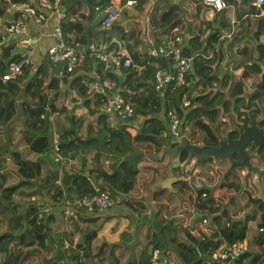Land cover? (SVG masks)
I'll return each instance as SVG.
<instances>
[{"label":"trees","instance_id":"trees-1","mask_svg":"<svg viewBox=\"0 0 264 264\" xmlns=\"http://www.w3.org/2000/svg\"><path fill=\"white\" fill-rule=\"evenodd\" d=\"M90 1L61 0L59 24L68 45L75 50L79 45H84L85 54L92 53L96 78L73 73L72 78L67 75L58 79L59 66H54L44 56L36 67L32 63L24 64L19 76L0 82V264H121L125 250L134 247L139 254L132 250V256L124 264H150L149 249L152 247H158L161 257H167L174 264H209L211 250L219 248L223 242L231 245L239 241L260 249H251L240 255L233 264H264V215L261 222H256V214L251 215L253 213L250 209L248 211L246 203L238 204L234 197L222 206L219 203L215 205L213 198L203 202L208 192L200 190L195 192L198 198L194 202V210L202 216L194 220L193 226L180 228L188 240L181 242L179 233H172L165 223L170 218L168 215L171 213L170 216H173L175 211L172 205L180 202L181 210L184 199L190 201L193 188L186 181L179 182L178 190L173 193L161 186L154 190L151 188L157 179L159 166L164 165L156 155L166 142L164 133L168 111L179 117L180 127L184 130L185 126L192 133L202 130L204 134L202 139L198 138L199 141L215 140L218 134L214 131H218L220 126L217 123V105L222 101L221 93L211 96L205 90L198 91L197 87L201 84L205 89L217 80L212 64L218 53L219 57L222 55V31L231 34L234 40L232 45L240 44L239 37L247 31L255 41L254 57L258 61L264 59V42L260 41L264 38V15H259L264 11V4L258 9L253 5V0H240L239 4L236 0H222L226 7L218 13L220 19L217 27L191 38L193 46L201 41L205 43L203 51L193 54L180 45L184 55L193 56L192 69L186 74L185 85H171L159 92L154 86L155 73L161 68L172 70V61L167 56L139 55L135 50V39L132 40L134 34L122 28L126 19L124 12L120 11L118 19L108 27L103 28L98 24L102 28L97 33L102 36L98 47L104 49L96 47L94 51L89 50V43H86L88 30L77 18L84 17L82 8ZM148 1L136 0V4L142 6ZM196 1L202 3V0ZM6 3L8 0H0V17L6 12ZM242 4H248V9L240 8ZM232 8L234 14L230 24L226 19L230 17ZM148 18L150 26H160L158 28L162 34L168 36L175 26L181 24L177 5H169L158 14L154 9ZM113 33L119 34L121 47L127 49L132 61L129 66L117 70L108 67L96 55L99 52L117 53L118 44L111 42ZM163 41L159 40L153 45ZM16 49L13 45L2 47V72L9 62L22 60ZM247 49L246 45L237 47L236 53L244 56L243 52H247ZM209 54L212 56L208 57ZM248 77V72L244 70L235 79L233 94L242 91L241 79ZM97 78L115 82L121 95L132 105L131 117L123 120L105 113L106 96L88 91V86ZM63 85H69V90L80 101L85 113L95 117L97 132L94 136L78 135V130L73 126L72 111L65 118L71 127L60 122L55 93ZM183 98L189 101L188 107L183 106ZM228 102L224 103L226 111ZM54 137L56 146L52 142ZM179 175L187 177L186 174ZM202 177L204 182L210 181L206 176ZM212 179L217 180V176ZM248 187L251 188L250 183ZM234 188L236 190L238 185ZM100 193H108L135 216L148 219L145 244L135 242L122 249H119V243L112 244L107 255H102L107 243L99 239L96 233L99 217L89 215L98 210L88 214L76 203L83 196ZM201 193H206V197H201ZM15 196L20 197L22 204L14 201ZM66 203L73 214L65 218L63 209ZM48 207L50 212L46 209ZM58 208H61L59 213L64 219V225L59 230L53 227L56 222L55 210ZM218 208L221 209L220 213L211 217L205 214ZM240 212H245V216L237 215ZM147 214L150 215L147 217ZM186 214L190 218L193 216ZM190 218L183 221L191 224ZM196 225L201 237L189 231V228L196 229ZM171 227L176 226L172 224ZM201 227H206L210 234L207 235ZM251 230L253 234L249 242L247 233ZM114 247L119 252L114 253Z\"/></svg>","mask_w":264,"mask_h":264},{"label":"built area","instance_id":"built-area-1","mask_svg":"<svg viewBox=\"0 0 264 264\" xmlns=\"http://www.w3.org/2000/svg\"><path fill=\"white\" fill-rule=\"evenodd\" d=\"M136 0H125L124 7H134ZM202 3L213 7L216 10L225 8L222 0H202ZM264 0H253V5L260 9ZM5 13L10 19L0 17V52L3 46L13 45L22 60L19 62H9L6 70L2 72L0 65V82L4 83L15 79L22 73V66L31 63V50L39 43L40 35L32 34L29 24H34L41 28H50L51 44L45 50V56L48 57L54 66H59L57 78L63 79L67 75H72L75 69L83 61V55L68 45L60 29V19L62 14L61 0H37L35 5L27 1L8 0ZM121 7L116 4H107L105 12L100 20L103 28L112 25L119 17ZM41 35H43L41 33ZM164 41L159 45H151L149 55L167 56L172 61L171 69H158L155 73L154 86L156 91H163L165 88L174 85L182 87L185 85L186 74L192 69L193 56H186L181 51L180 40L177 36L171 34L166 36ZM178 44V46H177ZM104 49V47H99ZM98 51V49H97ZM101 61L107 63L112 69L127 67L131 64V58L124 53L116 54L99 52L96 54ZM114 81L110 79L97 78L88 86L90 93L106 96L105 113L111 116H117L127 120L133 114V108L116 88ZM188 105V101L183 102ZM167 129L164 136H177L180 131L181 121L172 111L166 113ZM56 146V137L52 139ZM78 207H82L87 213H93L98 210H108L120 204L118 199L110 197L108 193H100L92 196H83L76 201ZM65 218L73 214L71 207L66 203L63 209ZM205 222V220L203 221ZM227 223V222H226ZM201 229L207 234L210 231L206 227ZM197 233V237H201ZM250 251V246L245 241L234 242L231 245L222 243V245L211 250L209 264H233L234 261L242 254ZM150 264H174L167 257H161L158 247L149 249Z\"/></svg>","mask_w":264,"mask_h":264},{"label":"crops","instance_id":"crops-1","mask_svg":"<svg viewBox=\"0 0 264 264\" xmlns=\"http://www.w3.org/2000/svg\"><path fill=\"white\" fill-rule=\"evenodd\" d=\"M124 1L123 0H92L87 5H84L83 11L81 12L84 15V17L82 18V16H81L80 18H77V19L81 23H83V26L86 28V30H88L89 38H86V43L87 44L89 43V50L90 51L96 50V47H98V45L102 42V36L97 34L99 32V30L102 29L98 24L100 23V20H101L103 14L105 12L106 5L110 4V3L116 4L119 7H121V12H124L126 15V19L124 20V22L122 24V28L126 32L131 33L133 31H136L137 29H139L138 26H143L144 21L149 20L148 14L151 11H153L155 9L156 14L158 12L160 13L162 11H165L167 4L170 3V1H171V5H177V7H178V18L181 20V24L178 26H175L170 31L169 35L173 34V35L177 36L180 40V45L182 47L183 46L187 47L193 54H196L195 52H199V51L202 52L203 51L202 48L205 45V43L201 41V42H199V44H194L196 46H193V43H191V38L194 37V35L200 34L202 31H205V33H206V31L208 32L210 30V28H216L218 25L219 19H220V15L218 13L220 12V10H223V9L216 10L213 7L205 5L203 3H197L196 0H149L146 3L147 9H145L147 11V13H144L141 11L142 10L141 6H138L137 4L134 7H124V5H123ZM236 1H237V4L240 3V0H236ZM28 2L31 3V5H35L37 0H28ZM5 6H7V3L5 4ZM240 8H242V9L247 8L248 9V4H242V5H240ZM6 12H7V10H6ZM233 14H234V10L232 8L231 13H230V17L226 19L227 23L232 24ZM4 15H5V18L10 19V17L7 16L8 13H7V15L6 14H4ZM259 15H264V11H261V14H259ZM141 19H143L144 21H142L140 23ZM251 19L253 21V16H251ZM158 27H160V26H158ZM158 27H151L150 32L155 34L154 37L152 38V40H149L147 42L138 41V38L136 37L137 40L135 41V44L137 43V45L134 44V46H135V50L139 53V55H142V56H143V54L146 55L148 53V49L150 48L151 45L154 44V42L156 43L159 40H162L166 36H168L166 34H162V31L160 29L161 27L160 28H158ZM29 28H30L32 34H37V35L39 34L40 35L39 43L31 50V56H30L31 63L33 65L37 66L42 61V58L45 56V50L51 44V38H50L51 30L49 27L48 28H41V27L36 26L32 23L29 24ZM41 33L43 35H41ZM222 34H225V33H222ZM208 35L209 34H207V36ZM226 36H227L226 42H231L232 36L230 34H227ZM90 38H91V42H89ZM113 38H115V40L120 42V44H121V39H120L119 34L113 33L112 39ZM136 38L133 37L132 40L136 39ZM221 38L223 39L224 37L221 36ZM239 38L241 39L240 44H238V45L230 44L231 48L233 49L232 51L236 53L237 47H242L243 45H246L248 47L247 52H245V53L243 52V54L247 55L245 57V59L247 58L249 60L250 59L249 57H254L255 56L254 55L255 44H252V42L250 44H248L249 43L248 41L251 39L248 32L246 31L244 33V36H240ZM262 39H264V38H261L260 41ZM116 41H114V42L117 43ZM131 41H129V42H131ZM220 46H222V45L220 44ZM85 50L86 49L84 48V45L78 46V51L83 55V61L76 68V70L74 71V74L76 73V74H80V75H88L90 77L96 78L95 63H94V61H92V58H91L92 53L89 55H86ZM221 51H223L222 48H221ZM118 52L124 53L125 55H128L127 49L122 48L121 46L119 47ZM237 55H239V54H237ZM236 58L239 59V57H236ZM232 65H230L228 68L230 69L232 67ZM239 66L240 65L233 66L235 69L233 71L234 74H241L242 73V66H244V63L240 67ZM213 70H214V68H213ZM118 74L120 75V73H118ZM72 77H74V76L73 75L69 76V78H72ZM218 80H219V77H218ZM222 84L226 85V82L222 83ZM66 88L69 89V85H66ZM73 96L75 97V94ZM158 176H160V175H158ZM158 176H157V179H158ZM181 177H183V176H181ZM186 178H187V180H189L187 182H188V185L190 186V183H191L190 179L188 177H186ZM168 180L170 181V183L165 185V182H167ZM175 180H176V178H174L172 176L168 177V175H167L166 177H164V180L161 182V184L159 186H161V187L164 186V188L167 191L173 193V192L178 190V189L176 190L177 187L174 186V185H177V183H178ZM196 187H197V185L195 186V188ZM152 190H154V189H152ZM232 196L233 197L235 196L233 192L231 193V197ZM185 206L186 205L184 204V206H183L184 209H185ZM183 208L180 211H183ZM106 211H107L105 213L106 214L105 217L107 218L106 220H108V222L111 223V225L114 223H116V224L120 223L124 227L125 226L124 223L127 219H129L130 217L134 218L133 216H130L129 209H127L122 204H119V205H117L111 209L106 210ZM192 212H195L194 208L191 209L190 213L192 214ZM89 215L92 217L95 215L97 216V214H89ZM173 216H176V214H173ZM173 216H169V217L171 218ZM257 217H260L262 219V215H260L259 213H258ZM127 227L125 230H127ZM174 228H176V227H174ZM119 231L120 230H117V232H119ZM176 231H177V228H176ZM251 232L253 234L252 230H251ZM247 239H248V237H247ZM251 240H252V236H251L250 240H248V241L250 242ZM251 249H253V251H258L260 248L254 246L253 248L250 247V250ZM135 250H136V247H134L133 251H135Z\"/></svg>","mask_w":264,"mask_h":264},{"label":"rangeland","instance_id":"rangeland-1","mask_svg":"<svg viewBox=\"0 0 264 264\" xmlns=\"http://www.w3.org/2000/svg\"><path fill=\"white\" fill-rule=\"evenodd\" d=\"M169 5H171V1H170V3L167 4V6H169ZM4 7L6 8L7 6L4 5ZM83 8H82V11H83ZM141 9H142L141 10L142 12L147 13V11L145 10V9H147L146 4L142 5ZM142 21H144V20L141 19L140 23ZM151 27H153V26H150L149 21L147 20V21H144L143 26H138L139 29L136 30L137 32L133 31L131 33L134 34L133 37L138 38V41L147 42L149 40H152V38L155 35L152 32H150ZM222 33H225V34H222V36L224 38L220 42V44L222 45L221 48L223 50L222 55L219 57L218 55H220V54L218 53L217 57L213 60V64H212V70L214 68V70H213L214 75L217 77V80L219 77V80L211 82L210 85H207L205 89L203 88V86L201 84L197 87L198 91L205 90L206 92H209L211 96H213L217 92H220L221 93V95H220L221 100L223 98H229L230 87L235 83V81H236L235 79L241 75V74H234L233 73V71L235 70L233 66L240 65V64L242 65L244 62L249 61L252 58V57H249L250 59L248 60L247 58L245 59V57L243 55H237L238 53L233 52L232 51L233 49L230 46V44L232 42H234L233 38H232L231 42H226L227 41L226 35L230 34V33H228L227 31H222ZM137 38L134 41H136ZM250 40L248 41L249 42L248 44H250L251 42H252V44H255L254 40H252V39H250ZM261 42H264V39H262ZM135 45H137V43ZM194 46H196V45H194ZM211 56H212V54L208 55V57H211ZM236 57H239V59H237ZM230 65H232V67L229 69L228 67ZM35 66L36 65H34V67ZM241 80L247 86V84H248L247 79L242 78ZM225 82H226V85H223L222 83H225ZM73 95H74V93L72 91H70L68 88H66V85H63L61 87V89L59 90V92L55 93V104L60 109L59 114L57 115L60 122L66 127H71V125L68 123V121L65 118L69 115V112L72 111V114L74 117V125L73 126H74V128H76L78 130L77 131L78 135L81 137H84L86 135L94 136L97 132L95 117L88 116L85 113V111L81 108L82 104ZM183 99H184L183 102L188 101L185 98H183ZM230 102H231V99L229 100V103ZM188 104H189V101H188ZM183 106H187V105H184V103H183ZM217 107L219 108L220 106L217 105ZM220 110L221 109L219 108V118L217 121L218 125H220V126L218 127V131H214L218 135L223 134V132L225 131V128H226V124H224L225 121L224 122L221 121L223 118L226 119V117L225 116L222 117L220 115ZM229 110H230V108H229ZM185 131L186 132H184V133H187L189 131V128L187 126H185ZM197 140L199 141V139H197ZM14 144H16V143H14ZM12 147H14V145ZM158 154L159 153H157V155H156L157 157H158ZM160 157H158V159H160ZM6 160L9 161L8 157H6ZM167 172H169V171L167 170ZM167 172H165V169L163 167L159 168L158 175H160V176H158V179H156L155 183L152 185V187H151L152 189H158L160 187L159 185L164 180V176L167 175L166 174ZM198 178H201V180H202L203 177H201V176L190 177V180H191L190 186L193 188V190L191 189V191H190V195H191L190 201L187 198L184 199V203L186 205L185 209L183 208V211H180V207L178 206V203H180V202H178L177 204L175 203V205H172V208L173 209L175 208V211H174L175 213L173 212V214H176L177 216H176V220L174 222L173 221L171 222V225L174 224V226L177 227V232L179 233L178 239L181 242H187L188 241L187 238L185 237V235L182 233V229H180V228L189 227V225L191 226V224H189L187 222V220L183 221V219L190 218V215L186 214V213L191 212V209L194 208V202L198 198V196L196 195V193L194 191V187L196 185L198 187L199 181H201ZM234 183H236V182H234ZM232 192L234 193L233 190L226 191V192H225V190H221V191H218V193H215V197L218 198L214 202L215 205H218V203H219V206H222L224 204H228L229 200L231 198ZM205 194L206 193H201V197H203ZM234 198L236 199L235 196H234ZM13 199H14V201H17V202L22 204L20 197L15 196ZM236 201L238 202V204L239 203L242 204L241 200L236 199ZM46 209L49 212L51 211L50 207H48ZM59 211H61V208H58L55 210L56 222L53 226L54 228L57 227L58 230L61 229L62 226L64 225L63 224V220H64L63 216H62V214L59 213ZM106 212H107L106 210H102V211H98L95 213V214H97V216L96 215L95 216L99 217L97 219V225H96V228H97L96 233L98 234L97 236L99 237V239H103L104 242L107 243V246L105 247L102 255H104V256L107 255L108 250L111 248L112 244L119 243V245H120L119 249H122L126 245L132 246L135 242H138V244H145L146 243L147 239L145 237V228H146V226L148 227V224H147L148 219H144L142 216L137 217L132 212L129 211L130 216H133L134 218L130 217L129 219H127L124 223L125 226L123 227L120 223H118V224L114 223L111 225V223H109L108 220H106V217H105ZM217 212L220 213L221 209L218 208L217 210H214V211L213 210L207 211V212H205V214L208 215L209 217H211ZM250 212L254 213L255 211L251 210ZM170 214L168 216H170ZM229 214L231 215V213H229ZM240 214L242 215V212H240ZM149 215L150 214H147V217ZM237 215H239V213ZM95 216H93V217H95ZM255 221L258 222L259 218H257V220H255ZM126 227H127V230H125ZM117 230H120V231L117 232ZM198 230H199L198 226L196 229L189 228L190 233L192 235H195V236L197 235ZM247 234H248L247 235L248 240H250V238L252 236V232L248 231ZM113 249H114V253H115V251L119 252L116 250L115 247ZM132 250L133 249H129V248L127 250H125L124 258L120 259L121 264L126 263L125 261L128 258L130 259V257L132 256ZM134 252L137 255L139 254L137 250H135Z\"/></svg>","mask_w":264,"mask_h":264},{"label":"water","instance_id":"water-1","mask_svg":"<svg viewBox=\"0 0 264 264\" xmlns=\"http://www.w3.org/2000/svg\"><path fill=\"white\" fill-rule=\"evenodd\" d=\"M111 41L114 42L116 40L113 38ZM116 42L120 47V42ZM255 94V91H247L246 85L242 82V94L239 97L245 99V105L248 103V98L254 97ZM261 94L264 96V92H261ZM263 104L264 97L262 98L261 106H263ZM241 114L244 115V117L238 118L239 121L236 123L241 134L236 139H232L229 135L230 131H228L226 141L219 140L216 146L193 144L190 142L189 136L180 130L177 136L167 137L166 142L168 145L163 144L158 152V157L166 153L171 158V162L179 161L182 154L186 155L185 162L193 160L192 165L198 166L200 171L210 180L209 182L201 180L199 181V186L196 188L194 187L195 192L200 190L208 192V197L204 199L203 202L210 198L216 201L218 198L215 197V193H218V191H234L235 181L233 177H238V193L243 191L246 197H248V202H251L254 206V201H251L253 199L251 198L250 192L244 189L242 173H240L239 170L242 171L245 169L246 173H251L254 176L263 173V169L259 167V163L264 161V158L261 160L260 154H258L260 147L255 148L251 146L253 143L264 145L261 143V137L264 138V135L262 134L263 136H261L260 131V129L264 127V114L261 115L255 112L254 107L245 110ZM216 136L218 135H215V137ZM225 144L232 147H223ZM171 146L174 147L172 148ZM204 168H206L207 174L204 172ZM213 176H217V180H213ZM175 181L179 183L189 180L184 177H179ZM256 184L260 191V199L264 204L262 187L258 182ZM179 205L180 203H178V206ZM192 215L191 226H193L194 220L202 216V214L192 212ZM172 220V218L166 219L165 226L170 227L175 234L176 228L171 227ZM259 222H261V218H259ZM81 240L82 239H80V241Z\"/></svg>","mask_w":264,"mask_h":264},{"label":"flooded vegetation","instance_id":"flooded-vegetation-1","mask_svg":"<svg viewBox=\"0 0 264 264\" xmlns=\"http://www.w3.org/2000/svg\"><path fill=\"white\" fill-rule=\"evenodd\" d=\"M246 70L248 72L249 77L246 78L248 81L247 84V91L251 92V91H255V96L254 97H250L248 98V103L247 105H245V99L244 98H240L239 96L242 94L241 92L238 93H234L235 91L233 89V85L230 87V91H229V98H223L221 103L219 104V108L220 110V115L222 117H226V119H222L221 121H225L224 124H226V128L225 131L223 132V134L218 135L215 137V140L210 141V142H203V141H198V138L202 139V135L204 134L202 130H196L195 133H192L190 131H188L187 134L189 136L190 142L193 144H208V145H217V142L219 140L221 141H226V137H227V132H229V135L232 139H236L241 132L239 131V129L237 128V122L239 121L238 118L240 117H244V115H242L241 113L244 112L245 110H248L249 108H253L255 109V112H257L258 114L263 115L264 114V104L263 106H261L262 103V98L264 97L263 94H261V92H264V59L261 61L256 60L255 57H252L249 60L248 64H245L244 66H242V72ZM242 74V73H241ZM230 94H232V96H230ZM231 99V102H228V109L230 108L229 111H226L224 103L226 101H229ZM255 102V103H254ZM245 106V108H244ZM218 108V109H219ZM245 109V110H244ZM231 129V130H229ZM180 130L182 132H186L183 128L180 127ZM261 131V136L264 135V127L260 129ZM263 134V135H262ZM261 143L264 144V138L261 137ZM165 145H168L167 142L163 143ZM162 144V145H163ZM161 145V147H162ZM172 148L174 146H171ZM223 147H232L230 145L225 144ZM249 147V146H247ZM251 147H260L258 150V154H260V158L261 160L264 158V145H258V144H252ZM186 159V155L182 154L180 157L179 161H172L171 162V158L166 154L163 153L160 157V160L162 162H164V165H160L159 168L163 167L165 169V172H167V170L169 172H167L166 174L168 175V177L172 176L174 178H179L181 177V175L179 174H183V175H187V177L190 179V177H195V176H206L203 174L202 171H200V168L198 166H193V160L185 162ZM216 166V165H215ZM259 167L261 169H263V173L254 176L251 173H246L245 169H243L242 171L239 170L240 173H242V177H243V182H244V189H246L247 191L250 192L251 194V198L254 201V206L252 205V203L248 202V197H246V194L241 191L238 193L239 191V187L234 190V195L236 197V199L241 200L242 203H246L248 211L249 209L255 211L253 214H256V217L258 215V213L260 215H264V207H263V202L260 199V191L258 188V185L256 184L257 182L259 183V185L262 187V192L264 195V161L259 163ZM204 172L207 174V170L206 168H204ZM167 175H165L164 177H166ZM234 181L236 182L235 185H239V179L238 177H233ZM199 180H201V178H198ZM191 182V180H190ZM170 181L168 180L167 182H165V185L169 184ZM250 183L251 184V188H247V184ZM176 188V190L179 187V184L177 183V185H174ZM162 188H164V186H162ZM169 188V187H168ZM165 189V188H164ZM173 192V191H172ZM206 197V194L203 196V198ZM244 199V200H243ZM261 200V202H259ZM258 209V210H257ZM245 212L242 213V215L239 213V215L242 217L245 216ZM177 216V215H176ZM176 216H173L171 218L176 219ZM260 218V217H257ZM169 219V218H168Z\"/></svg>","mask_w":264,"mask_h":264},{"label":"clouds","instance_id":"clouds-1","mask_svg":"<svg viewBox=\"0 0 264 264\" xmlns=\"http://www.w3.org/2000/svg\"><path fill=\"white\" fill-rule=\"evenodd\" d=\"M224 9V8H223ZM102 27V26H101ZM101 47V46H100ZM99 48V47H98ZM78 51V50H77ZM79 52V51H78ZM118 52V51H117ZM80 53V52H79ZM249 63V61H246V64H248ZM76 70V69H75ZM243 82V81H242ZM167 138V137H166Z\"/></svg>","mask_w":264,"mask_h":264}]
</instances>
